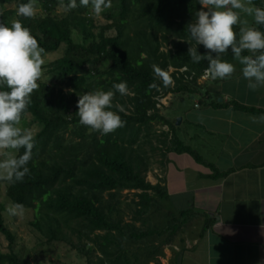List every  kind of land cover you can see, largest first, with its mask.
I'll return each instance as SVG.
<instances>
[{
    "label": "trees",
    "instance_id": "1",
    "mask_svg": "<svg viewBox=\"0 0 264 264\" xmlns=\"http://www.w3.org/2000/svg\"><path fill=\"white\" fill-rule=\"evenodd\" d=\"M14 1L27 2L0 0V22H10L12 11L3 4ZM33 1L42 6V15L17 19L29 28L42 53L62 46L63 51L43 72L51 84L38 78L21 115L24 121L30 114L29 123H36L38 130L33 134L28 173L17 182L2 179L7 184L5 195L11 204L33 210L30 224L47 243L67 244L86 264H159L166 245L178 237L182 245V234L196 221H202L197 232L201 236L212 220L196 208L192 196L171 194L165 183L146 178L151 154L145 145L151 152H161L164 168L169 154L187 153L213 169L210 178L227 173L185 143L178 126L158 107L159 97L167 93L203 91L198 79L207 70V61L193 63L186 41L194 45L186 25L201 7L200 0H108L109 6L101 11L106 24L97 23L91 5H80L78 0L71 9L66 7L68 0ZM251 1L260 6V0ZM197 50L205 51L202 46ZM153 64L169 73V86L154 78ZM154 79L158 87L149 88ZM119 80L126 81L129 89L123 97L114 96L125 107L120 113L123 126L102 134L80 125L77 93L107 89ZM197 103L260 110L234 99ZM154 123L168 128L155 134ZM123 190H136L137 198L128 202L121 197ZM4 211L0 199V233L8 242V250L0 251V264H23L15 249L17 236L7 225Z\"/></svg>",
    "mask_w": 264,
    "mask_h": 264
},
{
    "label": "clouds",
    "instance_id": "2",
    "mask_svg": "<svg viewBox=\"0 0 264 264\" xmlns=\"http://www.w3.org/2000/svg\"><path fill=\"white\" fill-rule=\"evenodd\" d=\"M78 2L83 6L91 5L93 15L109 6L108 0ZM76 4L77 0H68L66 7L71 9ZM200 5L186 25L187 35L194 42L193 45L186 40L189 43L187 54L192 62L206 60L213 80L230 76L238 64L249 89L264 87V0H260V6L252 5L250 0H200ZM15 12L18 17H31L33 0L18 4ZM241 14L251 17V23ZM197 46L205 51L199 52ZM42 52L37 39L20 20L0 22V149L11 150L5 151L4 158L0 159V178L9 182L21 181L29 171L33 133L19 126V122L41 75ZM226 53L231 54V60L222 58ZM151 70L163 86L170 85L171 78L166 70L156 64L151 65ZM155 79L149 88L158 87ZM128 92L127 82L119 80L107 89L77 93L78 123L102 134L122 127L124 121L120 113L125 112V107L116 102L114 96L123 97ZM259 119L264 121V115ZM7 211L10 215H19L23 206L13 202Z\"/></svg>",
    "mask_w": 264,
    "mask_h": 264
},
{
    "label": "crops",
    "instance_id": "3",
    "mask_svg": "<svg viewBox=\"0 0 264 264\" xmlns=\"http://www.w3.org/2000/svg\"><path fill=\"white\" fill-rule=\"evenodd\" d=\"M232 82L221 92V101L234 99L260 110L205 105L202 117L193 120L204 133L203 142L193 148L227 173L210 178L213 169L201 164L203 170L194 168L187 179L183 177L182 189L170 192L192 196L196 208L212 221L201 236L186 238L183 246L174 245L172 251L164 250L159 264H264V121L259 119L264 115V87L249 89L242 78ZM189 137L199 139L197 134ZM173 154L176 159L189 155ZM171 155L168 173L175 162ZM169 182L165 184L170 191Z\"/></svg>",
    "mask_w": 264,
    "mask_h": 264
},
{
    "label": "rangeland",
    "instance_id": "4",
    "mask_svg": "<svg viewBox=\"0 0 264 264\" xmlns=\"http://www.w3.org/2000/svg\"><path fill=\"white\" fill-rule=\"evenodd\" d=\"M33 3V16H41L43 12L42 6L34 1ZM250 3L254 5L251 0ZM17 6L18 4L16 1L3 4L5 10L12 11L9 17L10 21L13 19H17L18 17L16 16L15 12ZM56 10L59 13L63 11L61 8H57ZM241 15L243 18L247 19L249 23H251V17H244L243 14ZM95 19L99 24L107 23L102 12L98 15H95ZM167 46H169V44L164 45L162 48H166ZM62 51L63 46L60 48V50L57 51L41 53L42 64L40 78L42 81H47L49 82V84H51V81L43 75V72H46V65L59 57L62 54ZM222 58L231 60V54L226 53ZM239 67L240 66L236 64L235 70L230 76L224 79H220L221 81L225 80L221 82V84L219 83L220 80L217 83L213 82L214 80L210 77L208 70H205L204 74L198 79V83L202 85L203 90L200 94L167 93L166 95L159 97L158 107L160 108V112L164 114L169 120L174 122L175 125H177V120L178 118H180V122L177 125L178 132L185 143L190 144L192 147L196 148L200 143L203 142L204 139L203 129L201 128V126H196V124L193 122V120H197L202 117L203 108H205V105H198V100L201 99L210 103L214 102L215 100L219 102L220 99H223V95L221 94V92L230 88L231 84L234 83L232 82L233 80L237 78L243 79L240 74ZM169 70L171 71L172 68H170ZM208 87L209 89L204 90ZM203 95L204 97H201ZM23 119L24 121L19 122V126H21L22 128H28L34 134L38 130V125L36 123H29L31 120V115L26 114ZM154 124L155 125L153 130L155 134H158L160 131L168 128L167 126L160 123ZM196 134L199 136V139H192L189 137ZM145 149L149 154H151V167L150 171L147 173L146 178L152 183L160 181L162 182V184L165 183L164 179H166V182L168 179L170 181L168 183V187L170 189L169 192H177L182 189V186L184 185L183 177H186L187 179L189 174L195 172V169L203 170L201 164L192 161V156L182 155L180 156V158L182 159H176L175 157L177 156H174V154L172 153L171 158L175 162H172V172L168 173L167 168H164L161 163V160H163V157L160 154L161 152L158 150L155 152H151L149 144L145 145ZM5 151L11 150L0 149V159L4 158L3 153ZM13 154L15 155L16 153L13 152ZM6 188V182L2 180V178H0V199L4 202L5 205V221L17 236L15 249L19 252V256L23 264H86L85 258L81 257L78 253H76L74 249L70 248L67 244L63 242L47 243L45 238L39 235L40 233H38L35 227L30 224V221L34 219V212L31 208H23V211L19 215H10L7 211V207L11 203L5 195ZM135 191L136 190H123L121 193V197L129 202L133 198H137L134 195ZM201 223L202 221H196L193 227L187 229L186 232L182 234L184 239L195 237L198 230L200 229ZM180 243L181 242L179 241L178 237L175 239V242L173 244L166 245L164 250L172 251V248L174 249V245L180 246ZM7 250V239L0 233V251Z\"/></svg>",
    "mask_w": 264,
    "mask_h": 264
},
{
    "label": "water",
    "instance_id": "5",
    "mask_svg": "<svg viewBox=\"0 0 264 264\" xmlns=\"http://www.w3.org/2000/svg\"><path fill=\"white\" fill-rule=\"evenodd\" d=\"M221 100H222V99H220V101H221ZM179 122H180V118H178V120H177V123H176V124L178 125V124H179Z\"/></svg>",
    "mask_w": 264,
    "mask_h": 264
}]
</instances>
